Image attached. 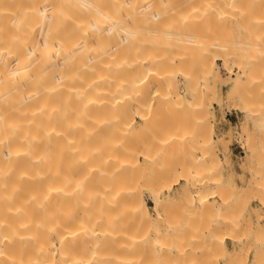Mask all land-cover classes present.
Masks as SVG:
<instances>
[{
	"label": "bare ground",
	"instance_id": "1",
	"mask_svg": "<svg viewBox=\"0 0 264 264\" xmlns=\"http://www.w3.org/2000/svg\"><path fill=\"white\" fill-rule=\"evenodd\" d=\"M158 7L172 28L149 27ZM209 8L222 20L245 18V37L236 40L225 21L207 17ZM191 26L194 31L185 30ZM158 32L195 52V62L184 66L177 57L171 67L162 57L138 56L145 34ZM257 51L264 53V0H0V264H135L118 259L117 249L129 254L146 241L163 202L153 195L152 212L125 176L134 158L122 136L133 111L143 120L147 106L159 112L163 103L179 115L205 114L219 79L214 55L238 57L239 71L228 82L239 93L254 75ZM175 73L185 79L184 92L170 89ZM147 86L161 103H140ZM169 134L164 142L177 137ZM187 134L193 138L192 129ZM187 161L173 180L193 189L187 196L224 197L197 188L198 158ZM126 213L142 231L123 228ZM218 229H210L217 256L228 251L226 239L237 238L232 229ZM228 255L229 263L245 260L239 251Z\"/></svg>",
	"mask_w": 264,
	"mask_h": 264
},
{
	"label": "rangeland",
	"instance_id": "2",
	"mask_svg": "<svg viewBox=\"0 0 264 264\" xmlns=\"http://www.w3.org/2000/svg\"><path fill=\"white\" fill-rule=\"evenodd\" d=\"M241 1L245 4L248 0ZM162 15L158 7L155 18L149 20V27L156 30L172 28L165 24ZM206 15L209 18L213 16L211 20L219 23L225 21L227 31L236 40L245 37L244 28L248 25L245 18L222 20L213 8L207 9ZM187 28L185 30L194 31L193 26ZM118 41L129 42L127 38L119 37ZM139 43L136 49L138 56H159L171 67L177 64V57L184 66L195 62V52L183 51L178 39L163 33H147L144 41ZM214 57L219 79L215 82L214 92L208 96L207 115H179V112H173L175 110L169 111L170 107L164 108L163 103L158 105L159 112L148 108L149 99L154 101V106L158 100L148 86L140 98V103L142 100L147 106V117L142 120L133 111V124L122 136V140L130 145L134 158L125 176L136 182L137 196L145 201L152 212L153 195H160L163 215H160L159 222L153 224H159V228L156 226L159 235L155 234L152 238L157 228L153 229L151 225L144 229L147 234L151 231V236L148 234L143 244H136L131 253L127 254V249H117L121 261L132 260L135 264H235L227 262L228 254L239 251L241 256H245L240 264H264V256L260 252L261 249L264 252V53L257 51L254 54L251 67L253 78L239 93L230 91L228 82L229 77L239 71L238 57L234 56L228 61H222L216 55ZM165 60L163 62L166 64ZM143 69L140 64L135 75ZM173 78L174 84L170 89L184 92L185 79L182 74L175 73ZM197 83L202 84L200 78H197ZM187 129H192L193 138H189ZM173 131L177 137L164 142V135L166 137L169 132L174 134ZM250 138L251 146L247 143ZM190 153L198 158L196 166L202 180V187L198 183L200 179L195 186L205 192L216 189L224 197L212 196L198 201L195 197L187 196V192L193 194V189H184L182 178L173 181L180 172L189 168L187 160L192 156ZM215 157L220 159L217 165L214 163ZM249 167L257 171L255 179H252L253 170ZM160 184L163 186L156 192ZM122 219L124 229L143 230L141 225H136L133 215L126 213ZM210 229H215L214 233H217V229L220 233L231 229L236 232L235 242L229 238L225 240L227 252L219 250L222 254L217 256L218 250L212 247L210 241L213 238L211 235H214ZM152 249L155 251L151 253ZM256 252L259 253L257 256ZM254 256L260 261L256 262Z\"/></svg>",
	"mask_w": 264,
	"mask_h": 264
}]
</instances>
